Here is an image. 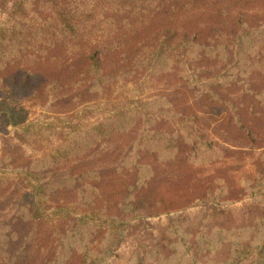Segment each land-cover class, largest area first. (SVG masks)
<instances>
[{
  "label": "trees",
  "instance_id": "1",
  "mask_svg": "<svg viewBox=\"0 0 264 264\" xmlns=\"http://www.w3.org/2000/svg\"><path fill=\"white\" fill-rule=\"evenodd\" d=\"M35 2L10 12L25 31L0 26V264H107L133 219L264 203V0ZM130 264H264V219L203 237L171 219Z\"/></svg>",
  "mask_w": 264,
  "mask_h": 264
},
{
  "label": "rangeland",
  "instance_id": "2",
  "mask_svg": "<svg viewBox=\"0 0 264 264\" xmlns=\"http://www.w3.org/2000/svg\"><path fill=\"white\" fill-rule=\"evenodd\" d=\"M36 0H23L26 10L34 11ZM43 1V0H38ZM15 0H0V26L12 29L16 28L23 32L26 30V24L20 22L19 16L10 12L13 10ZM29 12V14L31 13ZM28 14V16H29ZM174 83L164 81L155 86L147 94L171 93L175 88ZM60 105L46 102L44 105H37L28 109L29 116L35 120L45 118L52 113L60 110ZM65 106V105H63ZM215 122L209 121L202 116V128L207 133L208 138L216 142L221 147H231V143L224 139L219 131L215 130ZM12 136L10 126L2 127L0 125V150H11L16 143L9 137ZM8 140V141H5ZM114 142L102 143L93 153L87 157V162L93 167L103 166L102 160L97 161L100 155L110 152L115 148ZM11 192V191H10ZM9 192V193H10ZM13 192V191H12ZM5 194L1 197L0 216L7 218L14 209V196ZM12 197V201L9 200ZM182 217L189 224L190 228L197 231L200 237L204 233H212L219 229L236 230L243 228L247 232L264 219V203L256 199L244 198L234 203L222 205L219 207H210L208 205L191 206L184 210L161 214L147 218H138L131 221V229L120 243L114 255L107 261V264H130V261L136 254H141L145 246L153 245L162 235L171 219Z\"/></svg>",
  "mask_w": 264,
  "mask_h": 264
}]
</instances>
